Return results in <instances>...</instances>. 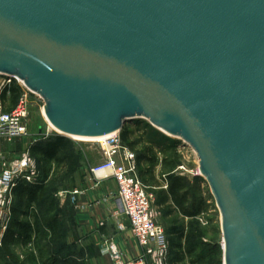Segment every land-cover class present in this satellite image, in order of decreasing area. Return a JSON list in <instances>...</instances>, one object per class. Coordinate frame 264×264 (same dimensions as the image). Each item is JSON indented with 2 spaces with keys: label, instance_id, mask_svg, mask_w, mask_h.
Returning <instances> with one entry per match:
<instances>
[{
  "label": "water",
  "instance_id": "1",
  "mask_svg": "<svg viewBox=\"0 0 264 264\" xmlns=\"http://www.w3.org/2000/svg\"><path fill=\"white\" fill-rule=\"evenodd\" d=\"M0 74L60 135L145 120L189 145L223 264H264V0H0Z\"/></svg>",
  "mask_w": 264,
  "mask_h": 264
},
{
  "label": "rangeland",
  "instance_id": "2",
  "mask_svg": "<svg viewBox=\"0 0 264 264\" xmlns=\"http://www.w3.org/2000/svg\"><path fill=\"white\" fill-rule=\"evenodd\" d=\"M14 82L20 86L21 91L19 97L24 93L27 94L29 108L27 136H31V144L57 133L49 129L46 118L43 115L44 101L39 94L27 90L17 81ZM12 84L13 83L10 85ZM8 86H6V88ZM6 88L0 89V98L4 101L2 95H5L4 99L6 102L4 101V103L7 106L10 93L4 90ZM124 127L125 129L131 130L127 139L128 142L132 144L127 145L123 143V145L133 151L136 157L137 155H141V160L137 163V173L142 183L145 185L147 192L152 195V209L155 212V220L163 227L169 243L171 244L172 242L178 241V237L174 232L175 230L182 228L184 234L187 233L190 221L196 222L204 232V234L200 236H197L195 232V236L191 238V243L188 244L189 249L194 247V251L191 253L187 252L184 238L179 239L182 246L181 248L171 247L169 250L168 264H223L220 213L208 184L205 182H199L198 185L195 184V176L198 175L202 177L199 172L198 157L195 151L180 140H175L174 142L176 143L170 146L169 144L171 141H169L167 137L162 138L161 136L164 135L155 132L156 129L149 126L145 120H136L134 123L127 122ZM120 132L121 131H119V134ZM69 139L73 142L71 148L74 149L79 157L77 171L82 167H85V169L89 171L90 167L102 161L103 158L100 154L97 141ZM167 145H169V147H167ZM27 151H29V149ZM164 157L170 160L174 159L178 164L175 165L173 169H170L169 166L163 164L162 160ZM49 165L52 167L45 181V190L41 193L42 197H46V201L42 208L43 213L40 211L39 216H44L45 218L56 217L58 222L56 230L59 233V230L62 229L65 232V237L55 238V236L52 237L48 234L42 241L39 240L38 245H36L33 235L29 242L25 243L20 239L18 243L10 246L7 251L0 246V264H89L85 259L84 249L82 250L80 248L81 241L76 242V247L74 248L70 240L71 233L69 231L71 230V225H73L72 210L70 209L72 207L68 198L70 195L67 194L65 196V192H70L75 189L77 171L75 175L63 178L61 171L59 173H57L56 170L53 171L55 168L53 163H39V167L40 169L42 168L43 171ZM181 165L185 166V172L179 170L178 167ZM42 170H37V177L33 181L34 183H38L39 180H41ZM172 174H177L186 178L192 189L193 196H200L206 199L207 208L193 219L182 216L177 210H173V208H168V202L163 205L157 204L159 192L167 189V176ZM48 200H51L53 206V210L50 213L48 211ZM13 203L14 199L12 198L10 206H12ZM30 209L32 213L37 207L34 205ZM168 210L172 212L168 214ZM22 219L25 218L23 217ZM216 244L219 245L220 253L218 255L214 254V256L210 254L208 259H205L204 263L198 262V255L201 253L206 254L202 249H209Z\"/></svg>",
  "mask_w": 264,
  "mask_h": 264
},
{
  "label": "built area",
  "instance_id": "3",
  "mask_svg": "<svg viewBox=\"0 0 264 264\" xmlns=\"http://www.w3.org/2000/svg\"><path fill=\"white\" fill-rule=\"evenodd\" d=\"M14 81L24 86L21 80L0 74V89ZM28 114L26 93L18 98L10 110H6L0 98V138L10 140L27 136ZM98 148L103 159L90 167L88 172L95 184L109 177L114 178L120 207L112 210L111 217L120 231L126 227L121 221L122 216L127 219L128 228L140 247L139 255L127 261H123L117 249L108 242L104 243L102 253L109 255L110 264H168L169 240L163 227L155 220L152 195L147 192L138 176L135 153L123 145L119 132L98 143ZM178 168L180 171H186L183 165ZM36 177L35 160L29 151L25 150L12 158L0 152V237L11 215L12 190L17 181L24 179L33 182ZM83 193H85L83 189L75 188L65 192V196L69 194L72 202L78 203L79 196ZM81 210L86 211L82 208Z\"/></svg>",
  "mask_w": 264,
  "mask_h": 264
},
{
  "label": "trees",
  "instance_id": "4",
  "mask_svg": "<svg viewBox=\"0 0 264 264\" xmlns=\"http://www.w3.org/2000/svg\"><path fill=\"white\" fill-rule=\"evenodd\" d=\"M6 89L4 90L9 91L10 97L7 106L5 103L4 105L6 110H10L17 103L21 89L20 86L15 82H13L12 85H9ZM4 96L5 95H2V98L6 102ZM124 126L120 132L122 143L131 145L132 143L128 142L127 139L128 135L131 133V130L125 129ZM161 137L164 138V136ZM174 143L176 142L171 141L169 145L171 146V144ZM72 145L73 142L68 137L62 136L58 133H54L52 135H49L45 139L42 138L41 140H38L35 143L31 144V146L29 147V153L34 158L38 171L42 170V168L40 169L39 167V163H53L55 167L53 171L56 170L57 173L61 171L62 177L67 178L75 175V172L77 171L79 166V157L77 153H75L74 149L71 148ZM169 145H167V147H169ZM140 160L141 155H137L136 162L139 163ZM162 161L163 164L169 166L170 169H173L174 166L178 164L174 159L170 160L167 159V157H164ZM51 167L52 166L49 165L44 171L42 170V177L38 183L28 182L24 179H20L17 181L15 187L12 190L14 203L11 206V217L6 230L3 232L0 239V246H2V249L7 251L10 246L18 243L20 239L27 243L32 239L33 235L36 245H38L39 240L42 241L43 238H45L48 234H50L49 236L52 237L55 236V238L65 237V232L62 229L59 230V233L56 230V225L58 223L56 217L45 218L44 216H39L40 211L43 213L42 208L46 201V197H42L41 193L45 190V181L47 180L48 172ZM194 181L197 185L199 182L206 183V181L198 175L195 176ZM167 202L169 203L168 208L177 210L182 216L189 219H193L198 216L208 206L206 203V199L200 196H193L192 189L189 186L186 178L177 174L168 175L167 189L159 192V199L157 201V204L163 205ZM48 203V211L50 213L53 210V206L51 200H48ZM34 205H36L38 210L34 209L31 213L30 208H32V206ZM171 212V210H168V214H170ZM30 213L32 216V221L28 219ZM21 217H24L25 219H22ZM174 232L178 237V241L172 242L171 244L169 243V248H181L182 243L179 239L184 238L185 247H187L188 253L194 251V247L189 249L188 244L191 243V238L195 236V232L197 236L204 234L202 228L194 221L189 222L188 231L186 234H184L182 228L177 229ZM202 251H204L208 255L204 253L199 254L197 260L200 263H204L205 259H208V256L210 254L214 256V254L218 255L220 253L218 244L209 249L204 248L202 249Z\"/></svg>",
  "mask_w": 264,
  "mask_h": 264
},
{
  "label": "crops",
  "instance_id": "5",
  "mask_svg": "<svg viewBox=\"0 0 264 264\" xmlns=\"http://www.w3.org/2000/svg\"><path fill=\"white\" fill-rule=\"evenodd\" d=\"M30 137H16L10 140L0 138V152L10 158L18 156L29 149ZM75 185V188H81L85 193L79 196L78 203L72 202L71 196H68L72 207L73 225L69 232L73 247H76V242L81 241L80 248L84 249L85 259L89 264L111 263L109 255L102 253L105 242L111 243L117 249L123 261L137 257L140 247L128 228L127 219L122 216L121 221L126 227L120 231L111 217L112 210L120 207L114 178L109 177L95 184L88 170L82 167L77 171ZM28 219L32 221V216H28Z\"/></svg>",
  "mask_w": 264,
  "mask_h": 264
},
{
  "label": "bare ground",
  "instance_id": "6",
  "mask_svg": "<svg viewBox=\"0 0 264 264\" xmlns=\"http://www.w3.org/2000/svg\"><path fill=\"white\" fill-rule=\"evenodd\" d=\"M43 115H44V113H43ZM44 117H45V116H44ZM45 118H46V117H45ZM46 121H47V124H48V126H49V129L54 130V131L60 133V131H59L57 128H55V127H54V126H53V125H52L47 119H46ZM149 126H150V125H149ZM153 128H154V127H153ZM154 129L157 130V131L155 130V132L164 135V137H167V138L169 139V141L180 140L178 137H176V136H174V135H172V134H170V133H167V132H165V131H163V130H159V129H157V128H154ZM115 133H117V131H114V132H112V133H110V134L101 135V136H93V137H89V136H76V135H70V137L73 138V139H77V140H82V141H97L98 143H100V142H103L104 139H106L107 137H109L110 135L115 134Z\"/></svg>",
  "mask_w": 264,
  "mask_h": 264
}]
</instances>
